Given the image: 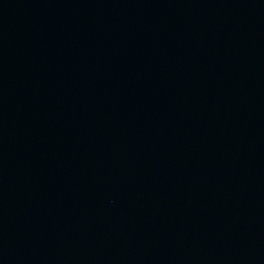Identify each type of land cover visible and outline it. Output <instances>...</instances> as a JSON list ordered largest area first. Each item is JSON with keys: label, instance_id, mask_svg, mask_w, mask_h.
Here are the masks:
<instances>
[{"label": "water", "instance_id": "obj_1", "mask_svg": "<svg viewBox=\"0 0 264 264\" xmlns=\"http://www.w3.org/2000/svg\"><path fill=\"white\" fill-rule=\"evenodd\" d=\"M0 264H264V0H0Z\"/></svg>", "mask_w": 264, "mask_h": 264}]
</instances>
